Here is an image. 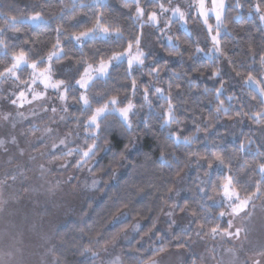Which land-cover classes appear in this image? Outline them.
Listing matches in <instances>:
<instances>
[{"label":"clouds","instance_id":"clouds-1","mask_svg":"<svg viewBox=\"0 0 264 264\" xmlns=\"http://www.w3.org/2000/svg\"><path fill=\"white\" fill-rule=\"evenodd\" d=\"M0 264H264V0H0Z\"/></svg>","mask_w":264,"mask_h":264}]
</instances>
